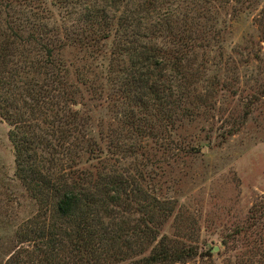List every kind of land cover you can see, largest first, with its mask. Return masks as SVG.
Segmentation results:
<instances>
[{"label": "trees", "instance_id": "16d2710c", "mask_svg": "<svg viewBox=\"0 0 264 264\" xmlns=\"http://www.w3.org/2000/svg\"><path fill=\"white\" fill-rule=\"evenodd\" d=\"M263 102L264 0H0V117L36 205L5 264L211 257L178 197L202 143L181 134L234 137ZM259 207L223 239L229 264H264Z\"/></svg>", "mask_w": 264, "mask_h": 264}, {"label": "rangeland", "instance_id": "374dc122", "mask_svg": "<svg viewBox=\"0 0 264 264\" xmlns=\"http://www.w3.org/2000/svg\"><path fill=\"white\" fill-rule=\"evenodd\" d=\"M252 23L250 16L234 26L231 46L239 44L245 33L254 32ZM237 104L236 100L224 102L218 112L236 110ZM209 124L194 123L181 134L202 144L187 163L186 177L177 179L178 197L196 219L200 253L210 250L212 255L190 264H229L235 253L226 251L223 239L253 206L264 209V102L234 137L221 138L229 128L227 122ZM8 133L9 127L0 117V264L17 247L19 226L36 212L34 200L15 176Z\"/></svg>", "mask_w": 264, "mask_h": 264}, {"label": "water", "instance_id": "95a60500", "mask_svg": "<svg viewBox=\"0 0 264 264\" xmlns=\"http://www.w3.org/2000/svg\"><path fill=\"white\" fill-rule=\"evenodd\" d=\"M214 250H215V251H218V248L216 247Z\"/></svg>", "mask_w": 264, "mask_h": 264}]
</instances>
